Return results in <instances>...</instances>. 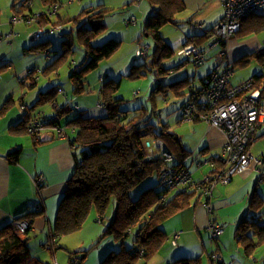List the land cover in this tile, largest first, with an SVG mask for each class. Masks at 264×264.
<instances>
[{
    "label": "trees",
    "instance_id": "trees-1",
    "mask_svg": "<svg viewBox=\"0 0 264 264\" xmlns=\"http://www.w3.org/2000/svg\"><path fill=\"white\" fill-rule=\"evenodd\" d=\"M21 1L26 3L28 11L32 9L31 0ZM41 1L49 13L41 14L35 23L39 21L38 23L42 25L39 27L44 30L43 35L50 33L51 29L59 28L57 32L61 33L63 40L62 50L59 51L58 57L45 70V73L59 70L60 66L74 55L76 43H78L85 53V59L80 64L71 67L69 79L73 84L72 93L75 97L87 96L92 90L89 81L90 75L96 72L103 62L110 59L122 46V41L115 37L109 38L101 44H94V39L107 30L108 25L105 19L114 10L107 8L102 3L97 7L84 8L78 16L61 17L58 14L59 7L63 5L60 0ZM148 2L153 8V13L145 21L144 30L136 40L139 46L135 59L145 63L139 66L142 68H139L134 62L119 79L112 75L109 76V74H104L101 78L102 85L98 106L106 109V116L89 117L87 116L88 110H78L79 108L74 107L71 101L60 107L58 97L62 89L56 86L48 92L41 93L38 101L31 108L32 110L46 104H52L56 109L54 116L31 117V112L28 111L24 120L11 128V133L29 134L35 145H40L45 131L51 129L56 136L70 142L72 155L76 160L75 171L71 180L68 181L55 222L44 244L45 249L52 253L53 264H58L55 258L56 252L63 248L59 245L60 240L63 237L80 233L94 214L97 215V221L104 225V234L87 251L69 252L70 264H83L89 252L95 250L108 236H113L118 242H121L122 249L108 255L102 264H137L139 260L137 256H133V252L138 247L144 248V254L140 260L148 262L160 252L167 242L173 246L179 244L178 241V244L174 245L172 240L176 234L181 237L182 233H175L171 239H168L161 226L166 221L186 211L196 193H193V190H182L170 195L173 190L162 185L161 175L169 167L178 168L180 171L188 167L186 162L191 159L192 155L194 156V153H189L181 147L178 136L170 130L168 122L163 120L164 116L157 107L159 101L156 99L160 97V101H164L165 98L171 97L174 93L187 91L188 100L182 106L179 120L186 124L197 122L208 124L202 116L208 111L212 103L208 92L212 87L213 75L215 72L222 75L226 70H231L230 85L235 86L231 84L233 68L222 64L217 65L204 78L203 86L200 88H196L189 81L170 80L169 76L176 69L187 64L201 67L207 63L216 42L214 30L225 19V7L224 17L217 24L201 33L187 36L176 53L164 39L161 31L165 26H177L179 24L177 17L186 10L184 1L148 0ZM16 13L26 19L37 15L36 13L33 14V11L26 15L18 10ZM256 13H251L245 17L240 30L231 36L229 42L237 35H250L264 28L258 24L251 30L243 32L245 22ZM47 24L50 26L45 27ZM126 24L131 25L130 19L126 20ZM145 40H150L151 44L145 43ZM49 42L51 41L46 40L41 42L39 46ZM227 44L221 43L215 47H220L219 50L222 49V53ZM190 45L195 46L204 54L201 61L198 62L195 55L188 56L182 53L184 48ZM139 52H145V57H141ZM175 54L181 60L180 65L168 66L167 62L173 59ZM251 57L264 59V51H257ZM143 69L145 71L141 72ZM32 74L33 72L30 73L28 79H35L31 77ZM148 75L153 77L155 84L148 94V106L141 104L139 107L136 106L134 110H130L126 106L130 100L118 96L121 89V78L137 79ZM262 79L256 76L252 80L254 82L253 89H262L264 97ZM29 86L32 87L33 85ZM137 96L139 93H134V97ZM9 103L10 101L5 103L0 110L1 114L10 108ZM194 105H196L197 116L189 122L187 121V111ZM126 108L129 109L126 110ZM33 120L39 122V125L42 123L45 130L41 133L31 132L30 124ZM57 127L62 128V131H57L55 129ZM72 129L73 138H70L69 132ZM253 140H256V135ZM160 143H163L177 158L176 163L169 166L165 163ZM21 151V148H15L9 152L8 161L11 164H17ZM217 166L216 169L222 167L220 163H217ZM210 174H213V170L208 175ZM40 179V183H37ZM33 181L38 197L32 202L30 210L16 218L13 223L0 228V264H47L31 253L29 245L33 237L37 235L34 232V220L40 216H46V202L43 197L46 180L44 176L39 175ZM148 181H151V185ZM145 184L148 185L139 190ZM137 191L139 194L137 198H134L133 194ZM194 191L199 194V198L205 197L197 190ZM199 203L197 200V204ZM261 203L260 197H254L251 202V210L259 209ZM212 219L216 220L215 218ZM18 221L28 223L24 232H21L15 225ZM48 223L50 224L49 220ZM220 225L224 228L225 233V226L221 223ZM256 225V223L245 218L237 229L238 242L245 249L247 257H251L256 248L264 245V226ZM250 226L255 227L254 236L256 240H253L252 236L248 234ZM131 235H134V247L126 249L124 243ZM221 237L211 239L216 243ZM214 251L210 254L207 253L208 261L211 264L229 263L223 259L219 251ZM202 263L203 257L197 256L182 257L174 260L171 264Z\"/></svg>",
    "mask_w": 264,
    "mask_h": 264
},
{
    "label": "crops",
    "instance_id": "crops-1",
    "mask_svg": "<svg viewBox=\"0 0 264 264\" xmlns=\"http://www.w3.org/2000/svg\"><path fill=\"white\" fill-rule=\"evenodd\" d=\"M34 4V0H31ZM186 10L177 17L179 24L168 25L161 31L164 39L171 45L173 50L179 48L185 42L187 36L201 33L207 28H211L224 17V6L220 0H183ZM109 8L122 4H130L127 14L117 17L115 22L125 21L136 18V23L124 28L121 38L130 36L132 53L127 59V66L130 67L135 61L131 59L139 44L137 39L144 30V23L153 13V8L148 0H105ZM42 3L43 13L44 5ZM136 3V5H132ZM115 4V5H114ZM16 10L23 12L25 15L33 11L37 13L32 5L30 11L27 10L25 2L19 0H0V37L12 34V37L0 41V110L7 101L9 109L0 113V228L4 225L13 223L16 218L22 216L30 210L32 202L38 197L34 186V179L39 175L44 176L46 186L43 191V197L46 202V216H40L34 220V229L36 236L30 241L31 253L47 264H53L52 253L45 249V243L50 229L55 222L59 204L65 194L68 181L71 180L76 167V160L72 155L71 144L67 139L56 136L53 130H46L41 138V144L35 145L33 138L27 134L11 133V128L22 122L25 114L31 112V117H51L56 114L55 106L46 104L39 108L34 107L41 93L50 91L59 86L62 89L58 97V105L64 106L68 101L78 110H88L89 117H104L107 114L105 108L98 106L99 92L102 85L101 78L104 74L112 75L118 78L113 72L102 74L99 81L94 82L91 78V93L87 96L75 97L72 93L73 84H65V80H60V69L56 71L45 70L56 60L53 56L56 51L49 50L53 45L55 34L45 33L41 40L34 41L33 35L42 26L39 21L31 25L11 24V19L16 15ZM18 15V14H17ZM264 26V7L255 15L248 19L243 28V32L251 30L255 25ZM50 25L47 24L48 27ZM113 26V24H112ZM171 27V28H167ZM183 27V28H181ZM180 39L171 41L166 37V32L170 29H180ZM34 33H33V32ZM46 40L51 41L46 45H40ZM38 47V48H37ZM47 50L45 51L44 49ZM213 51L208 57V61L201 67L191 68L187 64L184 67L176 69L169 76L172 81H189L196 88L203 86L204 78L217 65H224L233 68L232 85L253 79L258 76L263 78L264 84V59H257L251 55L257 51H264V28L250 35L240 34L232 38L228 44L227 53L221 54L220 47H213ZM38 49V51H37ZM42 51V52H39ZM219 51L218 53H216ZM243 59V60H242ZM245 59V61H244ZM224 60L225 62H223ZM70 61L68 60L67 63ZM181 60L175 58L168 61V66H178ZM76 63L73 62L71 67ZM61 68V67H60ZM34 69V70H33ZM31 70V71H30ZM38 71V72H36ZM71 71V70H70ZM34 80L28 79L32 73ZM36 73V74H34ZM40 74V75H39ZM53 77V80L51 78ZM70 77V76H69ZM45 78V80H42ZM48 80V81H47ZM70 80V79H69ZM43 81V84H42ZM32 83V84H31ZM44 87H41L40 85ZM29 85H33L30 87ZM154 83H149V90L154 87ZM187 91L172 94L171 97L165 98L162 103L165 106L177 108V119L169 124L170 130L178 136L181 147L189 152L194 153V158L187 160L186 164L193 176L199 181L212 170L207 163L208 160L217 158L222 154L225 145V139L219 129L212 128L204 122L184 124L180 121L182 106L188 100ZM264 98V97H263ZM179 115V116H178ZM73 129L69 132V137L73 138ZM15 148H21V155L17 164H11L7 156ZM253 153L264 160V123L256 133V140L252 146ZM195 176V177H194ZM182 188H176L171 191H182ZM194 195L190 207L176 215L174 218L179 220L177 230H182V235L178 246L172 248L162 247L160 252L150 261L139 260L137 264H171L174 260L182 257H204L207 253L219 251L221 256L229 264H264V245L254 250L251 257H247L245 249L238 242L237 229L242 221L246 218L250 222L256 223V226H264V165L253 167L242 174L235 175L233 181L227 185H217L210 200L213 214L210 216L203 206L204 198H199V194ZM260 197L261 206L257 210H251V202L254 197ZM200 202L199 204H197ZM215 218L219 223L225 226V233L219 242L214 243L207 230L208 221ZM170 219V220H172ZM50 221V224L48 223ZM168 220V221H170ZM166 221V222H168ZM165 222V223H166ZM164 223V224H165ZM105 227L97 221V215H92L86 227L78 233L80 240L67 241L70 237L60 240L55 258L58 264H70L69 252H84L90 249L97 240L104 234ZM255 227L248 228V234L256 240L254 236ZM77 235V234H74ZM75 236H72V239ZM209 237L214 244H210ZM132 238V237H131ZM183 241V242H182ZM169 246V247H170ZM126 249L134 247V239H127L124 243ZM174 248V249H173ZM86 249V250H85ZM122 249L121 242H118L113 236L106 237L101 244L93 251L89 252L83 264H102L105 258L113 252ZM63 250V251H62ZM62 251V252H61ZM214 251V252H215ZM202 264H205L203 261ZM208 264H211L210 261Z\"/></svg>",
    "mask_w": 264,
    "mask_h": 264
},
{
    "label": "built area",
    "instance_id": "built-area-1",
    "mask_svg": "<svg viewBox=\"0 0 264 264\" xmlns=\"http://www.w3.org/2000/svg\"><path fill=\"white\" fill-rule=\"evenodd\" d=\"M225 7V19L219 23L214 34L216 35L215 47L218 44H227L231 36L237 33L241 28V23L249 14L258 12L264 7V0H220ZM49 12H47L48 14ZM36 15L30 19L14 15L11 24L31 25L36 22ZM131 24L135 23V18H131ZM59 28L51 29L50 33H55ZM43 29L39 28L33 35V40L38 41L43 35ZM12 37V34L0 37V41ZM228 45V44H227ZM227 45L222 55L227 53ZM147 49V48H146ZM185 55H195L197 61L204 58V54L195 46H187L182 51ZM141 57H145V52H139ZM34 70V69H33ZM231 70H226L222 75L215 72L213 75L212 87L209 90V96L212 100L210 108L203 114L205 121L212 127L219 129L225 139L224 150L217 158L208 160V164L213 170V174L207 175L201 182H195L188 167L181 171L178 168L169 167L161 175L162 185L169 190L182 188L183 190H197L205 196L203 206L208 215L213 211L210 200L213 197L214 189L217 185H227L233 181L235 175L242 174L253 167L261 168L264 165L262 158L256 156L252 151L254 144L253 137L258 132L260 126L264 123V98L262 89H253L252 79L231 86ZM187 121H192L197 116L196 105L191 106L187 111ZM61 132L62 128H55ZM45 130L42 123L36 120L31 121L30 131L41 133ZM162 149V155L165 163L169 165L176 163L177 158L166 148L163 143L159 144ZM194 156H191L193 159ZM217 163L222 167L216 169ZM41 179L37 183H40ZM41 193L40 191H38ZM15 225L24 232L28 223L18 221ZM207 230L211 238L216 239L224 234V228L214 219L208 221ZM179 234L174 236L172 243L178 244ZM144 248L138 247L133 252V256H143ZM229 264V263H228Z\"/></svg>",
    "mask_w": 264,
    "mask_h": 264
},
{
    "label": "rangeland",
    "instance_id": "rangeland-1",
    "mask_svg": "<svg viewBox=\"0 0 264 264\" xmlns=\"http://www.w3.org/2000/svg\"><path fill=\"white\" fill-rule=\"evenodd\" d=\"M19 1L21 2V0H19ZM60 1L63 4V5H61L62 7H59V10H58V14L61 17H65L67 15L69 17L78 16L82 12V10L84 8H88V7H91V6L92 7H97L99 4H102V3L106 6L105 0H60ZM138 1L142 2V0H138ZM34 2L35 3L34 4L32 3V5H33L34 10L37 12L36 13L37 15L48 12V9H45V8H44L45 11L43 13L41 12L42 7H43L42 3H41V0H34ZM132 5H136V3H134V4L132 3ZM130 6H131L130 4H122V5L115 6L113 8L114 11L110 15H108L106 17V19H105V21H106V23L108 25L107 30L104 31L103 33H101L99 36H97L94 39V44H96V45L101 44V43H103V41H105V40H107L109 38H114V37L121 38V35L124 32V28H130L131 25L127 26V24H125V21H123V20H121L119 23L115 22V20L120 15L124 14V16H125L128 13L127 10L130 8ZM107 8H109V5H108ZM136 20L137 19L135 18V23H136ZM135 23H133V24H135ZM112 24H113V26H112ZM167 28H171V27H167ZM181 28H183V27H181ZM181 28L180 29H170L171 31H167L166 32V34H165L166 37L169 40H171V41H175V40L180 39ZM118 38H116V39H118ZM122 39H123V41L121 43L122 46L120 47V49L110 59L104 61L103 64L101 65V67L96 72H94V73H92L90 75V78L94 82L99 81L100 77L97 76L99 74V72H102V74H104L106 72H110L111 71V72H113V73H115L117 75L126 73V71L128 69L127 59L129 58V56L132 53L131 40L133 38H131L128 35V36H126V38L122 37ZM62 41L63 40H62V38L59 37V34L58 33L55 34L53 45H50L49 50H51V51L55 50L56 51V49H57V51H61L62 50ZM145 43L150 45L151 41L150 40H145ZM40 47H42V46H40ZM44 50L46 51L47 48L44 49ZM37 51H38V49H37ZM39 52H42V51H39ZM136 52H137V49L134 52L133 56H131V59H133V58L136 59L137 58L136 57ZM175 52H176V49H175ZM54 55L57 56L58 52H55L53 54V56ZM84 57H85V53H84L82 47H80L78 45V43H76L75 53L69 59L70 62L69 63L65 62L64 64H62L60 66L61 67L60 68L61 71H60V80H59V82L62 81V80H65V84L69 83V86H70L71 85V81L69 80V76H70V73L72 71L71 64L73 62H75L76 64H80L85 59ZM174 58H175V60L179 59L176 56V54H175ZM135 59H134V61L137 63L138 67L145 63L143 61H139V60H135ZM139 68H142V67H139ZM191 68L195 69V67L193 65L191 66ZM144 71H145L144 69L141 70V72H144ZM36 72H38V71H36ZM34 74H36V73H34ZM91 79H89V81ZM121 79H122V81L120 80L121 81V89H120V91L118 93V96H120V97H122V98H124V99H126L128 101L130 100V103L127 104L126 106L129 107L130 110H134V108L136 106L139 107V105H141V104H144L145 106H148L149 83H152V82L154 83L153 77L151 75H148L147 77H141V78H137V79H130V78H127V77H122ZM42 80H45V78H42ZM51 80H53V77L51 78ZM42 84H43V81H42ZM42 84L40 86L44 87ZM90 84H91V81H90ZM134 93H139V96L134 97ZM160 99H161L160 97H157L156 100L159 101L157 107L159 108V111L161 110L162 113H163V116H164L163 120L165 122H169L170 124H172V122L176 121V119H177V115H176L177 114V111H176L177 108H172V107H169V106H165L162 103V101H160ZM129 108H126V110H128ZM206 176H207V174L200 181L194 176L195 177L194 181L197 182V183L201 182V181H203L205 179ZM148 182L151 185V181H148ZM147 185L148 184L143 185L142 187L139 188V190H142ZM138 192L139 191H137L136 193L133 194L134 198H137V196L139 194ZM175 193H177V191L172 193V195H174ZM179 223H180L179 220L177 218H174V219L166 222L165 224H163L161 226V228L167 234L168 239H171L173 237L172 235L175 234V233H182L181 232L182 230H177L174 233H172L171 235L169 234L172 231H174V229H176L178 227ZM72 236H75V237H73V239H72ZM72 236H70L67 239V241L71 240V241H75V242L77 241L78 242L80 240V236L81 235L77 234V235H72ZM67 237H63V239H65ZM133 237H134V235H131L128 239H133ZM207 238H208V241L210 242V244H214L209 237H207ZM168 243H170V242H168ZM166 245L167 246H165V248H172L173 247L172 245H171L172 246L171 247L167 243H166ZM195 257H197V256H195ZM140 258H141V256H138V260H140ZM189 258H192V257H189ZM203 261L205 262V264H208L209 261H208V258H207V254L203 257Z\"/></svg>",
    "mask_w": 264,
    "mask_h": 264
}]
</instances>
